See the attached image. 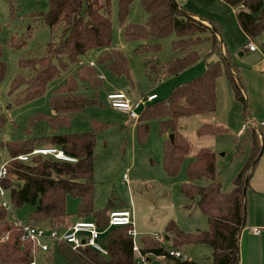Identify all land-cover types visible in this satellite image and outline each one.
Segmentation results:
<instances>
[{
    "label": "trees",
    "instance_id": "16d2710c",
    "mask_svg": "<svg viewBox=\"0 0 264 264\" xmlns=\"http://www.w3.org/2000/svg\"><path fill=\"white\" fill-rule=\"evenodd\" d=\"M135 1L119 0L116 23L123 39L142 42L136 49L139 54L159 52L160 40L171 34L177 36L173 42L174 50L190 49L201 42L202 35L211 34L212 51L206 56L203 74L176 86L167 99L157 100L142 109L135 122L140 144L147 141L152 120L159 122L161 134L170 135L164 142L162 164L170 177H177L192 150L191 142L180 131V119L216 113L217 79L223 73L228 78L235 99L244 103L245 86L239 67L232 61L230 51L220 40L221 28L217 20L203 16L198 20L196 15L186 11L175 0H139L148 14V21L145 24L131 23L128 22V15ZM221 1L239 9L236 17L247 36L246 46L261 40L264 47V0ZM47 7L46 12L34 15L33 19L47 24L53 37L57 36L58 39L51 40L44 52H29L20 60V68L27 69L28 73L17 76L12 82L10 95L19 91L16 95L17 104L29 103L45 94L49 83L59 78L62 70L68 68V63L61 59L63 55L68 56L69 62H75L79 54L98 49L100 54L97 64L109 68L115 77L130 78L128 59L120 50L112 48V0H48ZM150 40L156 42L150 44ZM9 45L12 48L22 47L26 45V40L13 35ZM213 55L218 59L210 61L209 57ZM198 59V53L190 51L183 58L174 59L164 66L165 73L178 74ZM6 74L7 64L0 45V82L5 79ZM79 81L94 90L102 86V77H99L95 65L91 63L81 66L77 77L69 75L54 90L49 99L52 113H39L27 121L24 130L26 138L0 141V165L1 149L6 148L9 153L7 175L1 185L12 209L27 205L33 207L27 219L31 225H49L64 230L70 216L69 197L77 200L75 215L79 220L96 222L103 231L100 239L107 255L90 247L74 251L67 244H56L60 256L69 264H138L133 251V240L128 234L132 226L107 229L111 211L124 209L125 202L113 191L103 209L97 210L95 207L96 134L106 130L108 124L93 122L92 132L59 133L60 129L71 125L75 114H81L99 104L97 94L89 98L79 92ZM5 124L4 117L0 116V132ZM227 131L223 126L206 123L198 129V134L218 135ZM244 143L249 155L244 166L235 175L233 187L229 191L220 182L217 155L210 149H200L187 167L189 181L181 185L180 192L188 201L187 208L197 206L207 216L209 229L186 232L174 221H170L165 227L162 241L152 235L137 237L142 255L165 256L169 264H197L170 257L169 251H181L189 245H207L212 249L213 264H243L240 239L247 226V193L258 163L264 155V142L255 129L247 134ZM46 148L61 150L76 162L58 160L52 155L32 154L37 149ZM21 155H29V159L21 161L18 159ZM201 181L207 183L202 184ZM23 236V231L8 219V210L2 206L0 198V264H30L35 260L34 245ZM52 258V255H48L49 261Z\"/></svg>",
    "mask_w": 264,
    "mask_h": 264
},
{
    "label": "rangeland",
    "instance_id": "374dc122",
    "mask_svg": "<svg viewBox=\"0 0 264 264\" xmlns=\"http://www.w3.org/2000/svg\"><path fill=\"white\" fill-rule=\"evenodd\" d=\"M118 2L119 0H112L111 20L114 23L112 48L120 50L128 59L130 78L115 77L109 68L97 64L96 60L100 54L98 49H90L79 54L75 62H69L68 56L63 55L61 59L68 63V68L62 70L61 76L49 83L42 97L19 105L16 102L19 91L13 95H10V91L13 80L19 75L28 73L27 69L20 68V60L29 52L34 54L44 52L47 44L51 40L57 41L58 38L53 37L47 24L33 19L34 15L47 11L48 0H0V45L7 64L6 77L0 82V116L6 121L0 132V141H18L26 138L24 130L32 116L39 113L45 115L52 113L49 99L54 90L63 84L69 75L77 77L81 66L92 63L99 77H102V86L94 90L88 84L79 81V92L86 94L89 98L97 94L99 104L81 114H75L71 125L60 129L59 133L92 132L93 122L108 124L106 130L96 134L94 167L97 183L96 209H103L109 195L115 191L125 202L124 209L131 211L138 236H159L162 241L165 227L170 221H174L186 232L207 231L209 229L207 216L197 206L186 207L188 201L181 194L180 187L189 181L187 167L195 153L202 148H207L217 155L218 174L223 188L226 191L232 189V181L249 155L244 143L245 137L252 128L260 129L264 121V69H262L264 68V47L261 45V40L255 42L257 47L255 52H251L246 46L247 36L239 26L236 17L239 9L232 8L221 0H175L179 6L193 15L218 21L221 28V41L223 40L232 55V61L240 69L245 86L246 103L235 99L228 78L223 73L217 79L216 113L180 119V131L191 142L192 150L183 162L179 175L170 177L162 164L164 142L170 135L161 134L159 122L152 120L149 137L144 144H140L136 133V121L131 120L128 113L113 109L108 95L124 93L132 101L152 94L157 95L160 101L167 99L176 86L188 83L203 74L206 56L212 51L211 34L202 35L201 42L190 49L183 50L173 49V42L177 36L171 34L160 40L159 52L139 54L136 49L142 42H130L123 39L121 29L116 23ZM147 21L148 14L139 0H136L128 15V22L145 24ZM13 35L25 39L26 45L12 48L9 42ZM154 42L156 41H148L150 44ZM190 51H196L199 59L178 74L166 75L164 66L174 59L183 58ZM217 59L218 57L214 55L209 57L210 61ZM56 62L60 64L58 60ZM140 113L141 110L138 111V114ZM206 123L223 126L228 131L218 135L200 136L198 129ZM8 160L7 149H1L0 169ZM124 174H127L128 180L124 179ZM263 176L264 169L257 175V179L263 182L262 185H264ZM201 183L207 182L201 181ZM256 194L260 197L255 198ZM76 205L77 200L69 197L70 219L68 220L72 222V225L79 220L74 214ZM32 210L33 207L28 205L20 209H9L8 219L11 222L28 221ZM255 215L259 219L258 227L261 229V234L252 238L249 226H246L241 233L240 255H242V262L246 259L248 263L253 256V264H264V187L262 190L253 191V217ZM251 249L253 254H250ZM181 251L190 261L197 264H213L212 249L207 245H189ZM48 255H52V261H49ZM35 262L36 264H69L60 256L55 245L47 252L39 251L35 255Z\"/></svg>",
    "mask_w": 264,
    "mask_h": 264
},
{
    "label": "built area",
    "instance_id": "2783aa9c",
    "mask_svg": "<svg viewBox=\"0 0 264 264\" xmlns=\"http://www.w3.org/2000/svg\"><path fill=\"white\" fill-rule=\"evenodd\" d=\"M251 52L257 51V47L254 43H250L248 46ZM108 100L113 109L123 111L128 113L131 120L137 121L140 117L138 114L139 110L146 108L148 105L154 103L158 100L157 95L152 94L147 97L130 100L128 96L124 93H113L108 95ZM33 155H52L58 160L67 161V162H76L74 158L68 157L64 154L63 151L55 148H46V149H37ZM21 161H27L29 155H21L18 157ZM7 170L6 165L0 169V198L2 200V206L7 210L12 209L10 201L7 197V193L1 185V181L6 177ZM124 179L128 180L127 174H124ZM14 224L20 228L24 236L23 238L31 241L34 245V254L36 255L39 251L47 252L51 249L53 245L56 244H67L74 251H78L82 247H90L100 254L107 255V250L101 243V231L96 222L93 220H79L74 225L70 226L65 230H61L58 227H47V226H34L29 224L27 221L16 220ZM132 226V229L128 232L129 236L133 240V251L137 256L138 264H147V256L142 255L139 245L137 243V233L134 227L133 215L130 210L127 209H118L113 210L109 216V225L111 227H120V226ZM253 234L260 235L261 229L253 228ZM156 239L160 240L159 236ZM83 241L85 244H83ZM169 256L180 259L182 261L189 260L187 256L179 250L169 251ZM165 257V256H158ZM30 264H36L35 260Z\"/></svg>",
    "mask_w": 264,
    "mask_h": 264
},
{
    "label": "crops",
    "instance_id": "0c3cea01",
    "mask_svg": "<svg viewBox=\"0 0 264 264\" xmlns=\"http://www.w3.org/2000/svg\"><path fill=\"white\" fill-rule=\"evenodd\" d=\"M196 19H198V20H200L199 19V17H195ZM204 23H206V24H208L206 21L204 22ZM220 40H221V37H220ZM222 44L224 45V43H223V40H222ZM225 46V45H224ZM226 47V46H225ZM262 69H264V68H262ZM251 120H253V118L251 117ZM257 127V126H256ZM255 127V128H256ZM263 127V128H262ZM253 129V128H252ZM251 129V130H252ZM254 130V129H253ZM258 133H259V135H260V138H261V141L262 142H264V121H262V124L260 125V129H255ZM262 169H264V155L261 157V159H260V161H259V163H258V166H257V169H256V171H255V173H254V180H253V177H252V179H251V182H250V188H249V190H248V193H247V205H248V213H247V215H248V219H247V227L249 226V230L251 231V233H252V238H253V236H257V235H255V234H253V232H252V230H253V228H259L258 227V224H259V219L257 218V215H255L254 217H253V191H258V190H262V188L264 187V185H262L263 184V182L262 181H260V180H258L257 179V175L259 174V173H261L262 172ZM240 171V170H239ZM238 171V172H239ZM264 177V176H263ZM263 180H264V178H263ZM257 196H255V198H257V197H260V196H258L259 194H256ZM76 207H77V205H76ZM76 207H75V209H74V214L76 213ZM32 212V211H31ZM69 212V211H68ZM70 214V213H69ZM70 219V218H69ZM79 221V220H78ZM72 225V222L70 221V220H68L67 219V225H66V228H63L64 230L65 229H67V228H69L70 226ZM47 227H49V225H46ZM251 235V234H250ZM259 243V242H258ZM252 248H253V246H252ZM241 249H242V247H241V240H240V253H241ZM256 248H255V246H254V250H255ZM253 254V249H251L250 250V254ZM154 257V258H153ZM240 257H241V262H242V255H240ZM189 259V258H188ZM190 260V259H189ZM147 261H148V263L147 264H169L168 263V261H167V258L166 257H158V256H153V255H148L147 256ZM243 261L244 262H242L243 264H253V256L249 259V261H250V263H249V261H248V263H247V261H246V259L244 260L243 259ZM246 262V263H245Z\"/></svg>",
    "mask_w": 264,
    "mask_h": 264
},
{
    "label": "water",
    "instance_id": "95a60500",
    "mask_svg": "<svg viewBox=\"0 0 264 264\" xmlns=\"http://www.w3.org/2000/svg\"><path fill=\"white\" fill-rule=\"evenodd\" d=\"M87 25H89V22H87ZM173 138V136L171 135V139ZM19 186H20V184H19ZM83 244H85V242L83 241Z\"/></svg>",
    "mask_w": 264,
    "mask_h": 264
}]
</instances>
